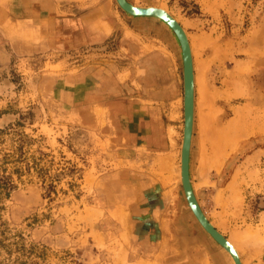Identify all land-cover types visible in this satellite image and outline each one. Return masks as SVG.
I'll use <instances>...</instances> for the list:
<instances>
[{"label": "rangeland", "instance_id": "obj_1", "mask_svg": "<svg viewBox=\"0 0 264 264\" xmlns=\"http://www.w3.org/2000/svg\"><path fill=\"white\" fill-rule=\"evenodd\" d=\"M128 1L188 33L192 184L244 264H262L264 0ZM183 102L161 20L116 0H0V171L15 185L0 197V264H228L156 164L170 126L181 145Z\"/></svg>", "mask_w": 264, "mask_h": 264}, {"label": "bare ground", "instance_id": "obj_2", "mask_svg": "<svg viewBox=\"0 0 264 264\" xmlns=\"http://www.w3.org/2000/svg\"><path fill=\"white\" fill-rule=\"evenodd\" d=\"M117 1V0H116ZM128 1V0H127ZM129 2V1H128ZM118 3V1H117ZM131 3V2H129ZM119 4V3H118ZM132 4V3H131ZM134 7L138 8V9H149V8H156V9H160L161 11L165 12V13H168L170 16H172L176 22H178L180 24V26L182 27V29L184 30V33L186 35V39H187V42H188V48L187 46L184 44L183 40L178 36V34L174 31V29L164 20L162 19L160 16H154V15H132L130 13L131 16H134V17H154V18H157L159 20H161L162 22H164L175 34L179 44H180V48H181V55H182V62H183V80H184V70H185V67L186 65L188 64L189 67L190 65L192 66V70H193V86H194V108H193V117H192V124H191V131H190V135L187 137V140H188V159H187V163H188V175H189V179H190V185L192 187V191H193V194L198 202V205L200 207V209L202 210L200 204H199V201L197 199V196H196V193H195V190H194V186L192 184V179H191V152H192V139H193V132H194V121H195V97H196V75L194 74L196 72V67H195V62H194V57H193V46H192V43H191V40H190V37L188 35V33L186 32L184 26L179 22V20L173 16V14H171L167 9L163 8V7H158V6H140V5H135V4H132ZM120 6V5H119ZM126 12V10H125ZM191 58V64H190V58ZM198 77V76H197ZM201 84H202V81H201ZM202 85H199V87H201ZM176 112V111H175ZM174 112V116H176ZM183 133H182V141H181V145L180 147H178L177 143L175 142V129L170 126L168 129H167V132L165 133V135L161 136V139H160V144H158L160 147L163 148V151L164 153H162V155L160 156L159 158V168L161 169V171L163 172L162 173V177H163V184L164 185H167L172 182V180H174V174L176 176V178H178L179 181L177 182H180L181 183V186L183 188V191H184V194H185V198L187 200V203H188V206L191 210V212L193 213L196 221L198 222V224L201 226V228L217 243L218 246L221 247V249L224 251L223 254L224 256L226 257L227 255L229 256V261H228V264H237L235 258L233 257V255L226 249L224 248L203 226L202 224L199 222V220L196 218L194 212L192 211L191 207H190V204L188 202V198L186 196V191L184 189V182L186 183V180H185V176H184V139H185V81H184V102H183ZM6 120V119H5ZM163 132V131H162ZM162 135V134H161ZM175 157L178 158V165H174L175 163ZM217 162V161H216ZM177 168V169H176ZM175 178V179H176ZM173 183H175V180L173 181ZM173 185V184H172ZM171 187V186H170ZM172 193V192H171ZM240 204V203H238ZM202 212L204 213V211L202 210ZM206 219L209 221V223L223 236L227 239L228 243L232 246L233 250L235 251L237 257H238V260H239V263L240 264H244V261L241 257V254L239 252V249L237 248V245L235 243V241H233L232 239H230L229 237H226L223 232H221L217 227L216 225L210 221V219L207 217V215L204 213ZM219 259V258H217ZM216 260V259H215ZM221 261V262H220ZM216 263L217 264H224L223 261L220 259V260H216Z\"/></svg>", "mask_w": 264, "mask_h": 264}, {"label": "water", "instance_id": "obj_3", "mask_svg": "<svg viewBox=\"0 0 264 264\" xmlns=\"http://www.w3.org/2000/svg\"><path fill=\"white\" fill-rule=\"evenodd\" d=\"M120 7L126 12L132 15H156L160 16L164 19L178 34V36L183 40L184 44L188 48V42L186 39V35L184 30L180 26L176 20L170 16L168 13L161 11L160 9L156 8H149V9H138L134 7L131 3L127 0H117ZM190 58V56H189ZM191 64V58H190ZM184 81H185V139H184V176L186 183L184 182V189L186 191V196L188 198V202L192 211L194 212L196 218L202 224V226L224 247L226 248L235 258L237 264L239 263L238 257L233 250L232 246L228 243L227 239L223 237L206 219L204 213L200 209L198 202L193 194L192 187L190 185V179L188 175V140L187 137L190 135L191 131V124H192V117H193V108H194V86H193V70L192 66L187 64L184 70Z\"/></svg>", "mask_w": 264, "mask_h": 264}, {"label": "trees", "instance_id": "obj_4", "mask_svg": "<svg viewBox=\"0 0 264 264\" xmlns=\"http://www.w3.org/2000/svg\"><path fill=\"white\" fill-rule=\"evenodd\" d=\"M15 188V185L10 176L2 174L0 171V197L3 193L10 192ZM8 194V193H7ZM5 248L4 240L0 238V248Z\"/></svg>", "mask_w": 264, "mask_h": 264}, {"label": "crops", "instance_id": "obj_5", "mask_svg": "<svg viewBox=\"0 0 264 264\" xmlns=\"http://www.w3.org/2000/svg\"><path fill=\"white\" fill-rule=\"evenodd\" d=\"M196 70V69H195ZM196 75V73H194ZM159 150H162L163 151V148L159 149ZM163 153V152H162ZM162 153H158V157H157V160H156V164H157V167H158V161H159V155H162ZM261 263L264 264V251H263V254L261 256Z\"/></svg>", "mask_w": 264, "mask_h": 264}]
</instances>
